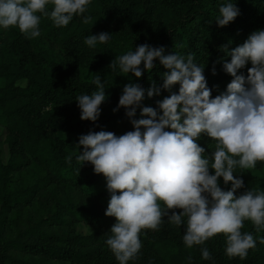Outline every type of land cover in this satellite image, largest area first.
Segmentation results:
<instances>
[{
    "label": "rangeland",
    "instance_id": "obj_1",
    "mask_svg": "<svg viewBox=\"0 0 264 264\" xmlns=\"http://www.w3.org/2000/svg\"><path fill=\"white\" fill-rule=\"evenodd\" d=\"M224 2L91 0L84 14L92 17L88 24L82 23V16H74L66 27L42 18L41 35L35 39H26L16 28L0 27V264H6L8 257L26 264H118L105 243L106 233L115 223L104 215L109 200L106 181L93 173L90 164H84L78 174L75 144L89 130L117 135L132 130L124 110L113 113L112 109L130 80L147 89L149 74L136 80L124 77L118 66L115 70L108 66L141 44L163 46L165 54L195 53V62L206 65L212 96L223 92L231 77L216 62L230 58L220 46L228 45L231 50L252 31L264 30V0H233L239 15L221 28L215 20ZM47 7L50 11L51 5ZM101 32L113 34L108 43L94 49L84 43L87 36ZM183 36L186 42H182ZM214 63L216 75H212ZM156 64L150 75L160 86L164 69L158 61ZM96 74L109 97L102 105L98 127L80 120L75 101L80 94L95 90ZM167 94L145 98L142 106L156 107V100ZM139 114L137 109L134 118ZM198 143L206 154L214 149L206 135ZM69 155L71 164L66 162ZM42 158L55 160L66 172L53 171ZM241 178L244 188L237 195L247 188L264 189V163L244 170ZM220 186L224 190L231 187L222 179ZM242 231L251 232L257 241L246 259L229 258L225 237L220 234L203 245L212 254L211 260H204L202 246L187 248L182 239L184 227L165 218L158 231H142L139 258L128 264H264V243H260L264 230L257 232L246 221ZM47 245L55 246V252L45 250Z\"/></svg>",
    "mask_w": 264,
    "mask_h": 264
},
{
    "label": "clouds",
    "instance_id": "obj_2",
    "mask_svg": "<svg viewBox=\"0 0 264 264\" xmlns=\"http://www.w3.org/2000/svg\"><path fill=\"white\" fill-rule=\"evenodd\" d=\"M90 4L91 0H0V27L16 28L26 39H35L41 35L42 18L56 27H66L74 16L90 23L92 17L84 15ZM238 15L233 0H225L215 23L225 27ZM112 35H89L84 43L94 49L108 43ZM220 50L230 60L216 63H222L231 80L214 97L206 65L195 62V53L165 54L163 46L145 43L108 66L113 70L118 66L124 77L136 80L148 73L150 84L145 89L130 80L112 109L113 113L124 110L131 131L117 135L89 130L75 144L78 174L84 164H90L93 173L106 181L109 200L104 215L115 223L105 243L118 264L138 259L142 231H158L165 218L184 227L182 239L187 248L202 246L204 260H211L212 254L203 245L220 234L229 258L244 260L256 247L253 234L242 229L248 221L257 232L264 230V189L247 188L239 195L237 190L244 188V170L264 163V30L252 31L231 50L228 45ZM157 61L164 69L160 86L150 75ZM212 75H216L215 63ZM93 83L95 90L80 94L75 101L80 120L98 127L102 105L109 97L99 74ZM161 92L168 94L156 100V107L142 106L145 98L159 97ZM137 109L139 118H134ZM202 134L214 143L210 155L198 143ZM72 159L69 155L66 162L71 164ZM221 179L231 185L228 190L220 186Z\"/></svg>",
    "mask_w": 264,
    "mask_h": 264
},
{
    "label": "trees",
    "instance_id": "obj_3",
    "mask_svg": "<svg viewBox=\"0 0 264 264\" xmlns=\"http://www.w3.org/2000/svg\"><path fill=\"white\" fill-rule=\"evenodd\" d=\"M183 35H185V34H183ZM183 41L184 42L187 41V38L185 36H183V38H182V42ZM42 162L46 163L50 169H52L53 171H55L57 173L63 174V173L66 172V167L57 165L55 160H53V159L42 158ZM44 237L49 238L50 236L49 235H44ZM16 246H18L20 248H25V249H27V248H33L34 249V246H30V245H26V244H16ZM45 250H48L51 253H54L56 248H55V246L47 245ZM58 254H59V252H58ZM6 264H26V263L18 261L16 259H12L11 257H8L6 259Z\"/></svg>",
    "mask_w": 264,
    "mask_h": 264
}]
</instances>
